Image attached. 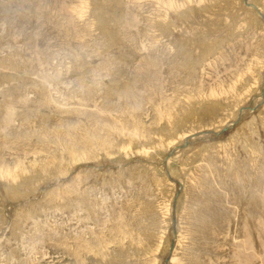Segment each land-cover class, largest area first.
I'll return each mask as SVG.
<instances>
[{"label":"rangeland","instance_id":"1","mask_svg":"<svg viewBox=\"0 0 264 264\" xmlns=\"http://www.w3.org/2000/svg\"><path fill=\"white\" fill-rule=\"evenodd\" d=\"M0 264H264V0H0Z\"/></svg>","mask_w":264,"mask_h":264},{"label":"bare ground","instance_id":"2","mask_svg":"<svg viewBox=\"0 0 264 264\" xmlns=\"http://www.w3.org/2000/svg\"><path fill=\"white\" fill-rule=\"evenodd\" d=\"M249 7V6H248ZM246 9V8H245ZM246 15V14H245ZM216 32V31H215ZM110 45V44H109ZM247 80V79H246ZM247 84V83H246ZM15 85V84H14ZM232 98V97H231ZM230 99V98H229ZM192 100V99H191ZM192 103V102H191ZM20 172V171H19Z\"/></svg>","mask_w":264,"mask_h":264}]
</instances>
